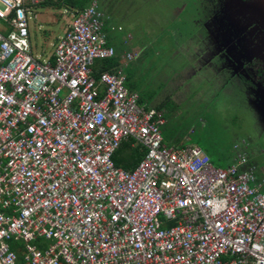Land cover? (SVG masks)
Segmentation results:
<instances>
[{"label": "built area", "instance_id": "1", "mask_svg": "<svg viewBox=\"0 0 264 264\" xmlns=\"http://www.w3.org/2000/svg\"><path fill=\"white\" fill-rule=\"evenodd\" d=\"M41 1L0 0V264H264V176L240 151L217 166L167 144L126 85L133 54L95 74L116 54L97 0L33 55ZM126 141L132 169L112 159Z\"/></svg>", "mask_w": 264, "mask_h": 264}, {"label": "rangeland", "instance_id": "2", "mask_svg": "<svg viewBox=\"0 0 264 264\" xmlns=\"http://www.w3.org/2000/svg\"><path fill=\"white\" fill-rule=\"evenodd\" d=\"M97 4L109 15L114 38L125 37L131 44V64L139 62L135 76L141 86L155 90L150 106L162 114L166 107H156L173 102L169 125L177 142L191 136L214 159L240 151L264 174V0ZM73 13L51 6L33 8L28 14L33 55L53 51L67 15L72 18Z\"/></svg>", "mask_w": 264, "mask_h": 264}, {"label": "trees", "instance_id": "3", "mask_svg": "<svg viewBox=\"0 0 264 264\" xmlns=\"http://www.w3.org/2000/svg\"><path fill=\"white\" fill-rule=\"evenodd\" d=\"M90 2L91 0H42L40 2V5L41 6H51L54 8H67L71 11L76 12L77 10H81L82 8L87 6ZM103 27L104 29L106 28L105 24ZM114 49L116 51L115 56L111 58H106V59H97L94 61L92 67H93L95 74H99L101 71L105 69H109L117 65L119 62H121L119 61L120 60L119 56H120V53H122L123 51V47L119 46L118 48H114ZM125 73H126V85L128 89L137 91L140 97L139 98L140 102L146 103L147 105L151 101L153 96L155 95V90L154 91L148 90L147 85L144 87L141 86L140 84L141 81L136 78L137 76H135L136 74L135 69H133L131 66L127 67V69L125 70ZM165 107H166V112L162 113L161 115L164 116V118H166V122L164 125L166 124L169 125V120H170L169 114L171 112L170 110L175 108V106L173 102H171L170 100H166V102L159 104L156 108L158 110H162ZM167 128L168 129L165 132L162 130L164 138L166 140L171 139L170 138L171 137L170 125ZM190 139L192 140V137ZM130 142L131 141L123 142L122 145L117 149V151L114 153L112 157L116 165L122 166L123 168H126V169H132L133 167H135V165L139 162V160L142 158L144 154L143 151L139 149L140 148L139 145L133 147L130 145ZM233 153L235 154V152H232L227 155H221L218 157V159H214L211 155H209V157L215 165L224 166L225 160H228L230 157H232ZM248 163L252 164L250 162Z\"/></svg>", "mask_w": 264, "mask_h": 264}, {"label": "crops", "instance_id": "4", "mask_svg": "<svg viewBox=\"0 0 264 264\" xmlns=\"http://www.w3.org/2000/svg\"><path fill=\"white\" fill-rule=\"evenodd\" d=\"M36 6H41L40 5V2L36 5ZM42 7V6H41ZM58 9H63V11L64 12H66V9L67 8H58ZM67 10H69V9H67ZM71 11V10H70ZM64 14V13H63ZM63 14H61L60 16H63ZM67 15V14H66ZM104 15H105V20H104V24H105V33H106V38H107V43L109 44V45H111V46H113L114 48H118L119 46H122L123 47V51H122V53H120V60L119 61H121L122 62V60L124 59V55L126 54V53H135V52H133V50L131 49V44H128V41L127 40H125V37H123L122 39L121 38H119V40H117V39H115L114 38V36H113V34H112V30H115V27H114V25L109 21V15H107V14H105L104 13ZM35 16V15H34ZM62 18V17H61ZM71 17H70V15H67V17H66V22H65V28L67 27V25H68V23L71 21ZM117 29L119 30V27H117ZM65 30V29H64ZM111 34H112V36H111ZM58 37H60V36H58ZM57 37V38H58ZM128 37H130L131 38V36L130 35H128ZM56 38V39H57ZM56 39H55V41H56ZM115 39V40H114ZM115 41V45H113V42ZM53 47H54V44H53ZM50 54V53H49ZM35 56H39V55H35ZM46 56V55H45ZM40 57V56H39ZM41 57H44V56H41ZM138 61H139V59H137ZM131 61L132 60H130V61H128L126 64H125V70L127 69V67H129V66H131L133 69H135V72H137L138 70H139V68H138V66H137V64L139 63V62H137V63H134V64H131ZM120 63V62H119ZM131 64V65H130ZM152 100V99H151ZM146 104V103H145ZM147 105H150L149 103L147 104ZM163 118H164V116H163ZM165 119V118H164ZM165 122H166V119H165ZM165 124V123H164ZM164 126V125H163ZM171 140H173L175 143H178L177 141H178V139L177 138H174L173 137V134L171 133ZM190 138H191V136H190ZM189 140V141H188ZM188 140H185L183 143H185V142H193V143H195V144H197V145H199L197 142H195V141H191V139H188ZM183 143H180V144H183ZM130 145L131 146H138V145H134L132 142H130ZM200 146V145H199ZM140 150H142L143 151V149L140 147L139 148ZM205 151V150H204ZM233 156H234V153H233ZM233 156L232 157H230L228 160H225V162H224V165L225 164H228V162H230L229 160H232V158H233ZM227 162V163H226ZM250 166H252L253 168H254V170H255V172H256V174L259 176V177H263L264 176V174L261 172V169L259 168V167H257L255 164H250Z\"/></svg>", "mask_w": 264, "mask_h": 264}]
</instances>
